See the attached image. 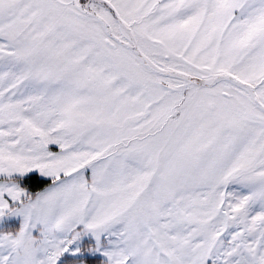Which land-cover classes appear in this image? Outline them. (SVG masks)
<instances>
[{
    "label": "snow or ice",
    "instance_id": "1",
    "mask_svg": "<svg viewBox=\"0 0 264 264\" xmlns=\"http://www.w3.org/2000/svg\"><path fill=\"white\" fill-rule=\"evenodd\" d=\"M0 264H264V0H0Z\"/></svg>",
    "mask_w": 264,
    "mask_h": 264
}]
</instances>
